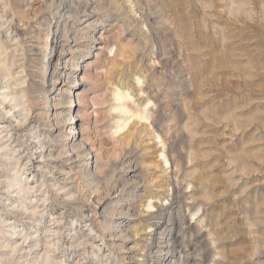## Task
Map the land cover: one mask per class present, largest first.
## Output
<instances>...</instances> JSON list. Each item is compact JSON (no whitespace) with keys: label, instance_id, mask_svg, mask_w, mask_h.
<instances>
[{"label":"rangeland","instance_id":"obj_1","mask_svg":"<svg viewBox=\"0 0 264 264\" xmlns=\"http://www.w3.org/2000/svg\"><path fill=\"white\" fill-rule=\"evenodd\" d=\"M78 65L62 133L42 107ZM5 95L0 264H264V0H0Z\"/></svg>","mask_w":264,"mask_h":264},{"label":"bare ground","instance_id":"obj_2","mask_svg":"<svg viewBox=\"0 0 264 264\" xmlns=\"http://www.w3.org/2000/svg\"><path fill=\"white\" fill-rule=\"evenodd\" d=\"M85 10V9H84ZM60 24V23H59ZM58 24V25H59ZM60 27V26H59ZM56 32H57V30H56ZM91 36H89V38H90ZM92 38V40L94 41V42H96L97 41V39L94 37V36H92L91 37ZM90 38V39H91ZM99 40V39H98ZM52 42V48H56V50H57V48H59V41L58 40H56V38L55 39H53V41H51ZM51 56H52V53H51ZM67 62V61H66ZM68 63V62H67ZM69 64V63H68ZM58 65V64H57ZM51 67H52V65H51ZM58 67H59V65H58ZM67 67V66H66ZM68 68V67H67ZM71 68V67H70ZM78 69H77V71H74V72H71V73H67V74H63L62 75V78H67V75H71L70 76V80H63L62 81V83H60V84H62V87L64 88H59V85L57 86V89H55V90H53L52 91V93H51V95H53V97L51 98V96H47L46 98H47V102H50V100L51 99H53L54 100V95H55V93L57 92V90H59V94L61 93V95H63L64 96V99H56V97H55V101L57 100L58 102H56L55 104H53L52 106H49V105H47L46 107H42V109L44 110L43 111V114L44 115H46L47 116V118L49 119V121H50V118H54L56 121H57V124H59L58 123V121H60V124H59V126H61L62 128H61V132L63 133L64 132V129H65V127L67 126V124H68V122H70L71 120H73V124H74V120L75 119H77V118H79L80 117V114H81V108L84 106V103H83V101L81 100V92H80V90H81V86H84L85 84H86V82H87V77H80V76H78V74H76L75 72H78L79 70H81V71H83L85 68H84V66H79L78 65V67H77ZM53 69H56V67H54ZM70 70V69H69ZM52 74H53V72H51ZM54 75V74H53ZM47 76V75H46ZM55 77V76H54ZM80 77V78H79ZM80 80V81H82L84 84H82V85H80L78 82H77V80ZM84 92V91H83ZM58 93V92H57ZM44 96H45V93H44ZM116 96V98H117V100H121L122 99V97L120 96V94H116L115 95ZM72 97H74L75 99H77V100H75L74 102H75V106L74 105H72V103H71V106L69 105V106H66V107H60L59 105H66V104H68L69 102H70V99L72 98ZM10 98V96L9 95H5L4 97H3V102H0V107L1 106H3V105H5V103L8 101V99ZM15 100V98L14 97H12V101H14ZM52 100V101H53ZM8 102H10V101H8ZM45 102V101H44ZM77 102V103H76ZM74 104V103H73ZM42 106H44V105H42ZM59 106V107H58ZM51 107V109H49ZM16 108V106H13V109H15ZM84 108V107H83ZM4 110H5V107L3 108ZM13 110H11L10 112H12ZM122 112L124 111V110H121ZM83 112V111H82ZM23 113V112H22ZM53 113V114H52ZM9 114V113H8ZM42 114V115H43ZM41 115V116H42ZM46 118V117H45ZM12 119H15V115H13L12 116ZM17 121H18V119H17ZM54 121V120H53ZM22 121H20L19 120V123H21ZM22 124V123H21ZM52 124V123H51ZM72 124V123H71ZM54 125H56V123L54 124ZM58 126V125H57ZM60 129V128H59ZM74 133V131L73 132H71V134H73ZM71 134H69V136L71 135ZM6 146V145H5ZM4 146V147H5ZM62 146H63V151H62V153H61V155H64L65 157H66V161L67 162H69V161H71L72 159H74L72 162H82V160L83 159H85L86 158V156L88 155V156H90L91 154L90 153H88L87 152V150H88V148H82V147H80V146H78L76 143H75V138H67V139H65V141H63V143H62ZM83 146V145H82ZM85 146V145H84ZM87 156V157H88ZM93 156V155H92ZM83 172V171H82ZM86 172V171H85ZM83 174V173H82ZM87 175H89V173L87 174ZM91 175V174H90ZM89 175V176H90ZM89 176H87L88 178H89ZM93 178V177H92ZM87 179V178H86ZM90 179H91V176H90ZM88 180V181H90L91 182V180H93V179H91V180ZM118 180H121V179H118ZM95 181V180H94ZM94 181H93V183H94ZM90 182H89V184H90ZM114 182V181H113ZM101 183V182H100ZM97 184H99V183H97ZM116 184V183H115ZM128 184V183H127ZM17 185H20V188L19 189H21V192H26V190H28L27 188H24V186L22 185V183H17ZM94 185V184H93ZM100 185V184H99ZM104 185V184H103ZM108 185V184H107ZM13 186H15V184H10L9 185V187H13ZM101 186V185H100ZM100 186H98V187H100ZM105 186V185H104ZM114 186V185H113ZM123 186V185H122ZM121 186V188H119V185H115L114 187H112V189L110 190V193L108 194L109 195V197L108 198H110L111 196H114V198L111 200V202H113V208H112V211H111V213H110V217H113V218H115V217H117V216H120V215H123V213H124V211H125V209L126 210H130V204L129 203H127L122 197H121V194L123 193V192H125V190L124 189H122L123 187H125V186H123L122 187ZM95 187V188H94ZM96 185H94L93 186V188L94 189H96L97 190V188H98ZM102 187V189H103V186H101ZM110 187H111V184H110ZM98 189H100V188H98ZM102 189H100V190H102ZM108 189V188H107ZM90 190H92V188L90 189ZM100 190H98V191H100ZM104 190H106L105 189V187H104ZM104 190H102V191H104ZM86 191V190H85ZM95 191V190H94ZM101 191V192H102ZM97 192V191H96ZM93 193V192H92ZM98 194L100 193V192H97ZM104 193H105V191H104ZM107 193V192H106ZM98 194H95L94 193V195H98ZM124 194H127V193H124ZM132 194H134V193H132ZM131 193H129L128 192V194L127 195H129V196H131L132 195ZM82 195V194H81ZM92 196V195H91ZM88 197H89V195H88ZM96 197V196H95ZM99 197V196H98ZM121 197V198H120ZM84 198H86V196L84 197ZM99 199H101L100 197H99ZM94 200V199H93ZM105 200V199H104ZM97 201V200H96ZM100 202V201H99ZM102 202V201H101ZM110 202V203H111ZM91 203V202H90ZM96 203V202H95ZM94 203V204H95ZM99 205V204H98ZM112 205V204H111ZM99 208L100 209H102V206L100 207L99 206ZM104 208V207H103ZM109 208V207H108ZM99 209V210H100ZM107 209V208H106ZM1 221H4V220H1ZM5 222V221H4ZM103 222V221H102ZM104 225H103V227L102 228H105V232L107 233V237H108V240H111V242L109 243V246L114 250H116V249H120V244H117L116 242H113L114 240H124L125 238H126V232H127V230H125V229H122L121 227L122 226H120V225H118V222L115 220V221H104ZM12 228L13 229H16V227L15 226H12ZM104 233V232H103ZM161 233V232H160ZM13 235H22L21 233H16L15 231H14V233H13ZM162 235V234H161ZM163 238H164V236H163ZM162 238V239H163ZM171 239V238H170ZM174 239V238H173ZM27 240H29V238H28V236H24L23 237V242L24 241H27ZM165 241H166V239H165ZM39 241H38V239L36 240V241H34V243L36 244V243H38ZM168 242H171L172 244H173V247H175L176 245H177V241H168ZM25 243V242H24ZM166 243H167V241H166ZM170 243V244H171ZM162 244V243H161ZM164 246V245H163ZM167 246V245H166ZM180 246V245H179ZM165 247V246H164ZM181 247V246H180ZM179 247V248H180ZM159 248V247H158ZM167 248V247H166ZM170 248V247H169ZM174 251H176L177 249L175 248V249H173ZM180 251V250H179ZM163 252V251H162ZM47 262L48 261H46V264H47Z\"/></svg>","mask_w":264,"mask_h":264}]
</instances>
